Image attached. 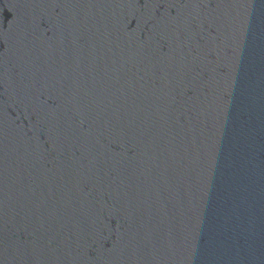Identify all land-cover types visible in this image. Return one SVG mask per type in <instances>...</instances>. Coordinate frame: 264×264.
Segmentation results:
<instances>
[{"label":"water","instance_id":"water-1","mask_svg":"<svg viewBox=\"0 0 264 264\" xmlns=\"http://www.w3.org/2000/svg\"><path fill=\"white\" fill-rule=\"evenodd\" d=\"M0 264H264V0H0Z\"/></svg>","mask_w":264,"mask_h":264}]
</instances>
